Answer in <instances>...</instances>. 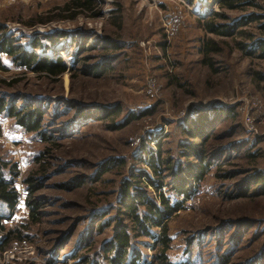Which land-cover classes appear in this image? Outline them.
<instances>
[{
    "label": "rangeland",
    "instance_id": "374dc122",
    "mask_svg": "<svg viewBox=\"0 0 264 264\" xmlns=\"http://www.w3.org/2000/svg\"><path fill=\"white\" fill-rule=\"evenodd\" d=\"M219 2L95 0L87 8L77 0H0V25L9 36L41 55L62 56L70 69L52 78L2 56L9 69L0 71V82L13 85L0 84V95L20 105H43V130L54 139L45 142L0 113V163L17 165L20 193L3 221L7 231H0V264H111L106 247L120 226L128 227L133 247L141 252L137 264H159L154 240L136 235L131 219L120 212L124 180L140 176L134 187L158 201L146 178L156 177L147 164L149 154L160 148L162 158L174 165L197 164L189 156L191 139L183 123L198 111L218 108L235 116H224L209 129L206 146L212 156L220 147L246 144L239 155L218 156L191 198L162 189L172 202H184L168 221V259L173 264H219L225 258L228 264H250L261 255L256 264H264V193L255 184L251 196L239 190L264 173V47L258 49L255 41H264V18L232 37L207 33L201 20L220 11L228 22L252 12L264 15V0H255L258 8L236 10H223ZM36 37L56 42L43 52L31 46ZM208 40L221 48L210 53L212 66L204 60ZM148 108L151 113L123 128H110ZM79 113L84 118L75 122ZM45 149L51 155L35 193L43 205L41 220L31 223L23 179L37 169L36 159ZM160 165L161 176L172 184ZM104 221L110 225L100 231ZM8 231L11 239L2 249Z\"/></svg>",
    "mask_w": 264,
    "mask_h": 264
},
{
    "label": "trees",
    "instance_id": "16d2710c",
    "mask_svg": "<svg viewBox=\"0 0 264 264\" xmlns=\"http://www.w3.org/2000/svg\"><path fill=\"white\" fill-rule=\"evenodd\" d=\"M187 1L191 3L193 2V0ZM94 3L95 0H82L81 2L77 0L78 6H87V8H91ZM219 3L223 10L243 9L249 5H254V7L257 8L260 7L255 0H220ZM263 18V14L252 12L234 21L228 22L223 20L229 19V16L225 12L220 11L214 13L211 19L204 18L201 20L204 23L203 27L207 33L232 37L238 33H245V30L242 28L243 26L259 21ZM45 39H50L53 44L56 42L55 38L52 39L51 37H46ZM44 41L45 40L42 38L36 37L31 41V46L35 49H42L43 52H47L52 48L53 44H51V42L46 44ZM255 41L258 45V49H263L264 41L262 39ZM238 44L242 50H249L246 43L239 42ZM105 49L108 51L111 48L106 47ZM220 50L221 48L218 44L214 43L212 40H208L207 47L204 50L206 56V58H204L205 64L212 66L213 60L210 53L213 51L218 52ZM247 53L254 54L252 51ZM3 55L7 56L11 62L19 68L52 78L61 76L70 70L62 56L50 57L41 55L34 50H30L20 44L17 39L9 36L6 32L5 26L0 25V71H7L9 68L3 61ZM263 56L264 54H261V57ZM106 70L107 69H104L103 72ZM97 72L102 73V68L100 67ZM2 83L13 85L12 82H0V84ZM151 112V108L145 109L138 114L132 112L126 120L119 123H113L110 125V128H123L130 121L137 120L141 116ZM0 113H6L11 118H14L17 125L27 132H38L45 142H51L54 139L50 134L43 130L46 112L43 105L37 102H28L20 105L17 104V102L8 100V96L0 95ZM79 114H77L75 122L83 120L84 114ZM224 116L227 118L228 116L234 117L235 114L231 109L223 110L218 108L210 109L209 111L201 110L195 114L193 119L191 118L183 123V126L185 127L183 131L185 135L191 139V142L186 145V147L192 152L189 156L194 155L197 159V164L189 163L184 167L182 164L174 165L170 158H162L160 148L157 153L149 154L150 156L147 164L151 167L156 177L152 178L151 176H146V178L147 183L158 191V201L147 196L139 186L134 187V183L135 185L141 183L139 178L137 179V177L140 176H136L137 180H124L123 192L120 200L122 210L120 212L126 214L131 219L133 230L138 231L136 232V235L150 237L154 240L156 244L155 249H158L159 247V253L156 256L159 264H173V262L169 261L167 255L171 243L168 221L174 214H177L184 209L183 201L172 202L162 189L166 187L167 190L174 191L178 197H184L185 199L191 198V196L198 191L201 182L204 180V177L207 175L211 167L215 165L214 163L220 161L218 156L222 155L221 157L228 158L233 154L239 155L243 150L242 145L246 144L245 142L233 144L225 149L220 147V149H218L219 152L217 150H212L218 152L216 154L218 156L213 157L215 153H211L209 147L206 146L208 141H210L209 139L212 137L210 136L211 132H209V129L216 124L221 123ZM160 145L161 144L158 143L159 147ZM50 155L49 150H43L41 155L36 159V162L39 164L37 169L32 172L30 171L23 179V182L27 185L28 193L25 204L29 209L31 223H37L41 220L40 210L43 208V205L41 200L35 196V193L42 187L39 183V176H42L41 174L47 172V170L44 169V165L46 159L50 157ZM160 164H162L166 171L169 172L170 178L174 179L172 184L169 185V182L164 178L165 176H161L162 168ZM142 173L148 175L147 172ZM18 178L19 171L17 170L16 164L9 166V163L7 162L0 163V231L3 232L7 231L3 221L10 217L11 212L14 210L20 199V193L15 185ZM81 182L79 183L81 184ZM254 184L257 185V190L261 187L263 191L262 193H264L263 172L253 176V178L249 180V183L245 185L246 187L244 185L239 186V190L242 191L244 197L253 194L250 193V186ZM63 186L67 187V189H72V187L70 188L67 184ZM132 189H134V192ZM141 207L145 208L144 212L141 210ZM3 208H6V210L9 211L8 215L2 212ZM103 223L104 224H100L99 226L100 231L103 230V225H110L109 221H104ZM153 228H158L160 230L159 233L155 234ZM8 233L9 239L7 238L5 245L1 246L2 249L6 247L11 239L10 234H12V231H8ZM106 252L109 253L106 258L111 264H137L141 258L140 250L132 245V234L126 226H120V228L116 230L114 238L107 243ZM256 258L259 260L261 255L256 256ZM257 259L252 260L250 264H256L258 261ZM228 262L229 260L225 258L223 261H220L219 264H228Z\"/></svg>",
    "mask_w": 264,
    "mask_h": 264
}]
</instances>
